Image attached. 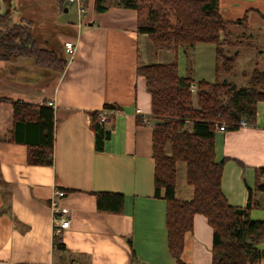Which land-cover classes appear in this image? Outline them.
I'll return each mask as SVG.
<instances>
[{
  "label": "crops",
  "instance_id": "0c3cea01",
  "mask_svg": "<svg viewBox=\"0 0 264 264\" xmlns=\"http://www.w3.org/2000/svg\"><path fill=\"white\" fill-rule=\"evenodd\" d=\"M46 1L39 7L49 13L42 9V27H33V33L40 46L67 60L65 69L40 68L26 57L0 58V264H176L168 248L166 201L155 196L151 93L137 72L139 65L173 61L176 53L156 49L138 31L137 11L120 0H107L103 12L95 9L96 0H88L80 18L67 0ZM72 5L75 19L58 22V9L69 12ZM219 6L224 19L239 21L231 24L233 32L246 38L237 50L238 61L246 67L264 65V0H219ZM5 9L0 0V15ZM34 9L21 11L19 21L34 15ZM55 25L65 31H51ZM68 39L77 44L70 61L64 48ZM164 51L173 56L167 58ZM178 61L180 75L194 78L183 47ZM16 100L54 107L53 165L28 164V146L9 140ZM104 109L110 115L103 124L109 135L98 150L91 113ZM216 153L225 161L222 189L228 202L247 206L258 169H263L264 182V100L257 104L254 124L218 131ZM186 174V163L178 162L180 200L194 195ZM57 190L66 191L59 205L70 212L67 229L55 226ZM98 191L124 193V212L99 211ZM251 202V217L264 220V190L255 191ZM56 233L62 234L66 249L54 245ZM212 241L213 228L196 214L193 229L185 234L183 260L212 264ZM258 246L264 249V239Z\"/></svg>",
  "mask_w": 264,
  "mask_h": 264
},
{
  "label": "trees",
  "instance_id": "16d2710c",
  "mask_svg": "<svg viewBox=\"0 0 264 264\" xmlns=\"http://www.w3.org/2000/svg\"><path fill=\"white\" fill-rule=\"evenodd\" d=\"M3 1L6 9L0 15V58H31L40 68L62 72L67 60L56 50L40 46L31 21L13 20L14 0ZM106 2L96 0L95 9L105 11ZM119 4L137 11L138 31L147 34L156 49L176 53L173 61L137 67V72L146 78L152 98L155 196L166 201L170 254L176 264H188L182 258L185 234L193 229L195 215L202 214L213 228L212 264L264 263V249L258 246L264 239V220L250 215L254 192L264 190L263 169H258L255 187H249L247 206L231 205L222 189L225 161L218 159L216 153L219 126L224 124L228 130H234L242 119L254 124L257 104L264 100V69L255 68L243 86L219 79L221 73L230 74L237 67L239 52L226 50L225 45L232 44L228 26L239 21L222 17L219 0H120ZM198 43H213L216 47L214 81H195L191 76L180 75V47L189 62V50ZM192 84L197 85L196 94L190 89ZM12 103L14 126L9 140L28 146V164L53 165L54 107L20 100ZM106 108L112 107L106 105ZM91 116L96 148L100 150L109 133L99 120V111ZM178 162L187 166V182L194 189L190 200L176 196ZM95 194L99 211L124 212V193ZM53 242L57 248L66 249L62 234L56 233Z\"/></svg>",
  "mask_w": 264,
  "mask_h": 264
},
{
  "label": "rangeland",
  "instance_id": "374dc122",
  "mask_svg": "<svg viewBox=\"0 0 264 264\" xmlns=\"http://www.w3.org/2000/svg\"><path fill=\"white\" fill-rule=\"evenodd\" d=\"M14 3H15V5H19V6L21 3L20 9H19V7H18V9L15 7V9H14V14H13V20L14 21L20 22L19 21V16L21 14L20 12L23 11V13H25V11H29L30 8L33 7V8H36V9H34V11H36V13H34V15H33V11H32L29 14V17L25 16V17H28L25 19V21H30L29 18L32 19V17H33V19L31 20L32 26L34 28L36 26L42 27V23H43L44 19L41 18L40 15L42 16L41 11H42V9L44 10V8H41L39 6H42L43 4H47L46 0H19L18 2H16V0H14ZM48 4L52 5L53 2L50 1ZM69 10H70L69 12H65V11L63 12V10L61 11L58 9V12H57L58 22H63L64 24H67L70 21L75 19L76 14H75L74 5L70 6ZM44 13H49V11L44 10ZM50 13L53 14L52 9H51ZM44 15H46V14H44ZM61 26H63V25H61ZM60 27L55 25L54 27H51L50 29H51V31L52 30L57 31L59 28L60 31L64 32L65 27H61V28ZM228 29L232 33V35H229V37H228L230 39V41L232 42V44H231V46L225 45V49L226 50L230 49L232 52H235V51L239 50L240 48H242L243 43H246V38L244 37V35H241L240 33L233 32V30H232L233 26L232 25H229ZM247 33H249V32H247ZM224 37L225 36L223 34L221 38L224 39ZM215 48L216 47L213 43H198L192 50H189V64H190V67L193 69L192 75L194 76V80L196 79L195 81H197L199 79H206L208 81H214L217 78L216 77V71H215V52H216ZM163 53L166 54L167 58H169L171 55L173 56V52L164 51ZM243 64L244 63H242V61L241 62L238 61L237 67L232 73H230V74L221 73L219 75V79L221 81L222 80L232 81V82H235L238 86H243V85L247 84L249 74L255 68L262 69L264 67L263 62H260L259 64H256V65H253V63H252V64H250V67H246ZM245 65H246V63H245ZM179 70H180V68H179ZM246 71H248L247 77L245 74L243 75V72H246ZM260 213L264 216V210H260Z\"/></svg>",
  "mask_w": 264,
  "mask_h": 264
},
{
  "label": "built area",
  "instance_id": "2783aa9c",
  "mask_svg": "<svg viewBox=\"0 0 264 264\" xmlns=\"http://www.w3.org/2000/svg\"><path fill=\"white\" fill-rule=\"evenodd\" d=\"M69 4H74L77 7L79 18L86 11V0H67ZM64 48L69 57V61L74 59L77 50V44L74 40L68 39L64 41ZM191 91L193 94L197 92V85H191ZM110 119V115L107 109L99 111V120L102 124ZM249 123L242 119L239 123V127H246ZM227 127L222 124L219 126V131H225ZM66 195L65 190H57L52 199V208L56 216L54 217L56 229H67L71 226L70 212L67 208L59 205V199ZM60 215V216H59Z\"/></svg>",
  "mask_w": 264,
  "mask_h": 264
}]
</instances>
